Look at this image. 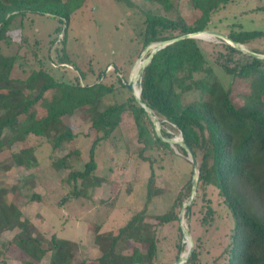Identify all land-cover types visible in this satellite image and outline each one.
<instances>
[{"label": "rangeland", "instance_id": "rangeland-1", "mask_svg": "<svg viewBox=\"0 0 264 264\" xmlns=\"http://www.w3.org/2000/svg\"><path fill=\"white\" fill-rule=\"evenodd\" d=\"M169 15L180 14L189 24L198 16L191 0H171ZM144 9L162 12L159 3L150 0H84L71 16L67 25L65 54L63 60L62 33L59 26H65L57 18L39 13L18 16L10 27V41L0 40V52L16 55L13 76H26L32 68H45L57 79L85 83L104 80L107 83L125 82L133 76L137 63L147 58L151 47L143 48ZM19 29H22L20 31ZM261 30L263 34L242 45L252 51L264 54V0H230L221 5L212 15L209 28L229 35L231 30ZM177 34L178 32H173ZM199 45L208 62L218 73L225 85L231 80L224 65H241L249 57L239 48L233 50L228 41L211 35L209 39L198 38ZM264 80L254 82L242 80L245 91H262ZM140 87V81L135 89ZM260 88V90H259ZM132 91L126 86H118L113 94L107 95L100 107L109 102L122 101ZM46 94L29 114H45ZM76 136L61 147H53V138L45 134L29 133L20 140L13 141L1 153V158L9 161L11 154L25 147H32L37 163L32 167L14 163L9 169H0V188H5L6 201L15 203L23 217H28L38 230L50 238L52 235L75 243V253L71 264L85 261L98 264L101 255L95 240L96 230L100 233L116 232L131 216L132 209L143 207L148 193V180L152 169L154 178L151 187L157 189L148 209L145 221L152 227L146 232L145 240L137 243L129 240L125 253L134 246L145 251L150 236L157 239V254L154 264H172L179 255L186 259L182 264H222L233 228V217L223 203L218 190L213 185L203 187L197 182L196 195L182 209L176 204L178 218L160 222L157 215L168 212L187 181L197 173L198 162L194 166L180 145L155 146L145 148L138 139V130L131 112L125 111L120 126L113 135L99 143L96 152V168L92 176L82 183L69 176L72 169L82 170L90 157V148L99 134L92 126L86 108H77L62 117ZM157 120L149 114V125L156 132L164 133V138L179 134L177 127L166 119ZM179 152H178V151ZM66 157L68 166L56 167L54 162ZM147 157V158H146ZM152 160V162H151ZM96 177V178H95ZM97 181V182H96ZM81 188L74 195V188ZM184 192V202H189L191 192ZM33 195L39 196L33 199ZM188 206L190 207L188 209ZM211 206V211H207ZM181 214V216H180ZM184 228L189 231L191 244ZM18 228L6 229L0 234V264H24L30 257L10 243ZM184 248L179 252V243ZM195 249L197 258L189 260L190 251ZM50 252L34 264H48ZM140 264V263H137Z\"/></svg>", "mask_w": 264, "mask_h": 264}, {"label": "trees", "instance_id": "trees-1", "mask_svg": "<svg viewBox=\"0 0 264 264\" xmlns=\"http://www.w3.org/2000/svg\"><path fill=\"white\" fill-rule=\"evenodd\" d=\"M160 4L162 12L144 9L143 48L152 43L172 39L180 34L195 33L209 28L213 13L230 0H191L198 10L192 24L180 15H169L171 0H150ZM84 0H0V40L10 41V27L14 20L27 13L46 14L57 18L65 26L62 33L63 60L67 31L72 14L82 6ZM22 31V29H19ZM177 31V34L173 32ZM263 34L261 30H231L229 36L245 43ZM231 49L237 47L228 41ZM247 54L249 61L237 66L224 65L231 80L224 84L218 73L208 62L198 40L185 37L158 49L146 64L140 80V97L162 119L175 123L183 139L191 146L198 162V184L213 185L233 217L230 240L224 250L222 264H264V97L262 91L241 88V81L254 82L257 77L264 80V58ZM16 55L0 52V169H9L14 163L32 167L37 163L32 147H25L11 154L9 161L1 153L15 140L29 133L45 134L53 138V147L59 148L72 140L76 132L64 123L62 117L77 108H86L92 126L99 133L90 148V157L82 170L72 169L69 176L80 178L82 183L92 176L96 168L95 152L102 141L113 135L120 126L123 113L129 111L138 130V139L144 149L157 145L169 146L164 133L159 135L150 127L149 113L133 93L122 101L107 103L100 107L109 94L118 86H127L122 78L107 83H93L57 79L45 68H32L26 76H13ZM264 87V86H263ZM46 94L45 114L21 121V117ZM187 154L185 148L180 146ZM56 164L57 168L68 166L66 157ZM147 158V157H146ZM152 162V160H151ZM96 178V177H95ZM154 170L148 180V193L142 208L132 209L129 219L117 231L100 233L95 240L101 255L98 264H154L157 254V239L153 233L143 251L134 246L125 253L129 240L137 243L145 240L151 225L145 221L148 204L157 189L151 187ZM97 182V181H96ZM191 192L192 180L184 189ZM180 191L168 212L157 215L160 222L178 218L176 204H183L184 192ZM5 188H0V234L6 229L18 228L10 243L25 252L30 258L24 264H34L48 252V264H71L75 243L52 235L46 238L22 210L13 202H7ZM81 188H74L79 195ZM33 199L39 196L33 195ZM190 207L188 206V209ZM211 206L207 211H211ZM184 248L179 243L178 251ZM180 256V255H179ZM178 256V257H179ZM177 257V258H178ZM197 252L190 251L189 260H195ZM77 264H86L80 261ZM213 264H219L214 261Z\"/></svg>", "mask_w": 264, "mask_h": 264}, {"label": "water", "instance_id": "water-1", "mask_svg": "<svg viewBox=\"0 0 264 264\" xmlns=\"http://www.w3.org/2000/svg\"><path fill=\"white\" fill-rule=\"evenodd\" d=\"M202 32H208L210 33L211 35H214V36H218L226 41H229L231 42L232 44H234L237 48L243 50L244 52L248 53V54H251L253 56H256V57H260V58H264V54L263 53H259V52H255V51H252V50H249L247 48H245L242 43L234 40L232 37H230L228 34H225V33H222V32H219V31H216V30H204V31H200V32H195V33H186V34H180L172 39H168V40H163V41H160V42H156V43H152L150 44L148 47H151V51L149 53V55L147 56V58L145 60H143L138 68V71H137V74L135 76H132V78L129 80V82L127 83V87L132 91V93L134 94V96L139 100V102L141 103V105L147 110V112L154 118L155 120V123H156V120H157V115L155 114V112L150 108L148 107L146 104H144V102L142 101L141 97H140V93H141V87L135 89V85L137 84L138 81L141 80V75H142V72L146 66V64L148 63V61L151 59L152 55L160 48L166 46L167 44L173 42V41H176L178 39H181V38H185V37H198L199 34H201ZM158 133L159 135H161V133L159 132L158 130ZM166 139L168 142H175L174 140L172 139H168V138H164ZM177 144H179L180 146H182L183 148L186 149L187 151V154L189 156V160L192 162V164L194 166L197 165V157L193 151V149L191 148V146L182 138L181 140L177 141ZM197 182H198V178H197V173L194 172L193 173V177H192V194H191V199L189 202H184L182 204V209H184V207L186 205H188L191 201H193L195 195H196V188H197ZM181 216V214H180ZM184 231H185V234L186 236L189 238V242L191 244V236H190V233L188 230H186L184 228ZM190 253V252H189ZM187 256H185L184 254H181L172 264H182L183 261L186 259Z\"/></svg>", "mask_w": 264, "mask_h": 264}, {"label": "built area", "instance_id": "built-area-1", "mask_svg": "<svg viewBox=\"0 0 264 264\" xmlns=\"http://www.w3.org/2000/svg\"><path fill=\"white\" fill-rule=\"evenodd\" d=\"M170 125L171 126H173V127H177V125L175 124V123H172V122H170ZM177 129H178V127H177ZM179 130V129H178ZM180 131V130H179ZM183 137H182V133H181V131L179 132V134H177L176 136H174V137H171L170 139H172V140H174L175 142H172L171 144H172V146L174 147V148H176L177 149V147H176V145H177V141H179V140H181ZM178 151V150H177ZM179 152V151H178Z\"/></svg>", "mask_w": 264, "mask_h": 264}, {"label": "bare ground", "instance_id": "bare-ground-1", "mask_svg": "<svg viewBox=\"0 0 264 264\" xmlns=\"http://www.w3.org/2000/svg\"><path fill=\"white\" fill-rule=\"evenodd\" d=\"M211 36L210 33L208 32H202L201 34H199L198 38H203V39H209ZM141 62L137 63V65L135 66L134 72H133V76H135L137 74L138 68L140 66Z\"/></svg>", "mask_w": 264, "mask_h": 264}]
</instances>
